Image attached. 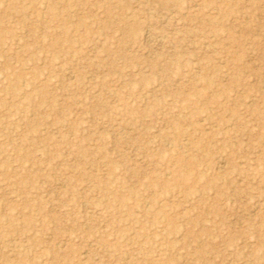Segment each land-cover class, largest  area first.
I'll use <instances>...</instances> for the list:
<instances>
[{"label": "rangeland", "instance_id": "obj_1", "mask_svg": "<svg viewBox=\"0 0 264 264\" xmlns=\"http://www.w3.org/2000/svg\"><path fill=\"white\" fill-rule=\"evenodd\" d=\"M0 264H264V0H0Z\"/></svg>", "mask_w": 264, "mask_h": 264}]
</instances>
